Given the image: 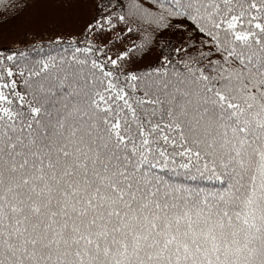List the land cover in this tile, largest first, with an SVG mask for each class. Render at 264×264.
<instances>
[{
	"label": "snow or ice",
	"instance_id": "1",
	"mask_svg": "<svg viewBox=\"0 0 264 264\" xmlns=\"http://www.w3.org/2000/svg\"><path fill=\"white\" fill-rule=\"evenodd\" d=\"M0 264H264V0H0Z\"/></svg>",
	"mask_w": 264,
	"mask_h": 264
}]
</instances>
